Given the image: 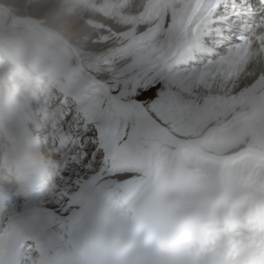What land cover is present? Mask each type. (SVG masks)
Instances as JSON below:
<instances>
[{"label": "snow or ice", "instance_id": "6c2138e0", "mask_svg": "<svg viewBox=\"0 0 264 264\" xmlns=\"http://www.w3.org/2000/svg\"><path fill=\"white\" fill-rule=\"evenodd\" d=\"M170 2L178 5L165 16L171 40H183L192 33L202 37L210 48L217 52L226 49L233 57L250 46L252 38L264 42V0ZM194 63L195 60L187 59L169 68L133 65L115 77L105 74L103 88L91 95L79 100L57 99V123L62 133L57 158L64 164L60 177L61 185L66 187L63 192L57 187L59 195L46 203L45 228H55L73 214L83 174L115 162L120 146L135 137L146 118L167 107L180 86L181 70L187 72Z\"/></svg>", "mask_w": 264, "mask_h": 264}, {"label": "rangeland", "instance_id": "374dc122", "mask_svg": "<svg viewBox=\"0 0 264 264\" xmlns=\"http://www.w3.org/2000/svg\"><path fill=\"white\" fill-rule=\"evenodd\" d=\"M123 1L126 0H0V37L2 35H19V37L24 38L26 36L34 37L31 34H35L38 36L39 41L29 46H34L33 51H36L35 53L39 58L42 57V60L44 58V61L48 58L47 54L44 56V53L43 55L38 53L40 50L46 48L43 40H47L48 44L53 48L52 50L58 54H55V60H62L64 58L65 61L63 63L69 67L66 62L70 59L72 64L75 65L77 73L79 75L83 74L82 77L87 81L92 82L95 80L90 74L85 72V68L93 71L96 74L95 78L105 81V74L112 73L115 77L134 65L133 53L135 49L133 46H138L139 44L136 42L130 45L127 44L125 47L124 44L128 40H126L124 34L129 22L133 18H136L137 15H140L141 9L147 0H139L138 2L130 0L128 3H124ZM7 13L11 14V16L7 15ZM27 17L33 18L38 24H41V26L37 25L39 29L41 28V31L29 20H26ZM42 27L48 28L52 34L42 32L44 31ZM28 43L30 42L28 41ZM187 78L189 77H185V79ZM245 80L247 79L242 77L235 87L220 89L217 86L211 87L210 84L201 85L199 82L188 83L181 80L182 84L180 83L178 90L167 107L161 111H157L155 116H148L146 118L145 123L142 125L151 132L138 131L140 134H137L146 136L147 138L134 137L137 140L136 143L147 153L148 150L153 151L155 149L154 147H149V143L159 145V142H161V147L166 148L167 144L168 146L173 145L172 142L182 143V141L188 140V146H196L199 139L208 133V130H205L207 128L206 123H209L210 133L215 132L214 129L219 128L221 124V122H216L214 123V127H211L215 121H209L207 118L203 119L202 108L206 107L209 109L214 105L216 109V103L223 101L219 96L225 95V98L229 97L236 88L248 83L249 80ZM185 83L191 84V88H188V91L181 89ZM21 91L25 90L19 86V92ZM197 102L200 104H197ZM175 104L189 106V112L174 106ZM199 123L203 124L198 125ZM236 123L237 142L249 143L245 139L242 140V137L244 134L251 136L252 131L248 128L244 130L239 121ZM138 129L142 128L139 127ZM168 132L171 133L169 134ZM254 137V143L258 144L259 135L256 137L255 134ZM248 139L252 138L249 137ZM230 144H232V141L225 143L223 147L231 148L232 145L230 146ZM132 147L133 142L130 141L124 143L123 146L121 145V149L119 150L120 152L137 155V153L133 152ZM180 149L184 152L186 151L185 146H181ZM161 158L163 157L159 156V161H161ZM129 160L134 161L139 159L117 155L116 162H119L116 163V168L118 169L114 172H106V169L111 165L110 162L99 170H96L109 177L106 183H101L102 176L98 177L95 175L96 171H94L91 174H86L87 179L85 180H88V182L83 185L86 186L90 183L93 174L95 175L96 186L110 184L111 176L120 171L124 167V162H130ZM141 160L146 161L147 164L150 162L142 158ZM132 164L135 166L133 162ZM135 167V170H131V172H138L142 169V166L139 164ZM117 178L119 180L122 179L120 176ZM105 186L104 188H106Z\"/></svg>", "mask_w": 264, "mask_h": 264}, {"label": "bare ground", "instance_id": "6f19581e", "mask_svg": "<svg viewBox=\"0 0 264 264\" xmlns=\"http://www.w3.org/2000/svg\"><path fill=\"white\" fill-rule=\"evenodd\" d=\"M136 1L138 2L139 0H136ZM173 7H178V5H175L174 3L170 2V0H147L146 5L144 7V11L141 14V18H139L138 16V18L137 17L133 18L129 22L126 28V32L124 34V37L126 38V40H129L131 36L139 34L140 32L144 30L150 29L152 31V34L146 41V44L143 46V49H137L133 53L135 66L139 67L141 65H154V66L159 65L157 62L158 57H156L158 50L164 45L167 47H175L178 45L179 40H171L169 38L168 30L165 25V16L172 10ZM157 10H160V12H158L157 16H155V12ZM14 47L15 46H12L8 51H12ZM38 53L40 54V52ZM41 55H43V53H41ZM44 56H46V53H44ZM35 58H39V57L36 56ZM58 60H61V59H58ZM257 60H256L257 64L254 61L253 63H251L252 61H250L246 65V68L244 72L242 73V77H245L247 80H249L247 84L257 82L259 81V79H261L262 82L260 83V87L263 88L264 87V54H260L259 59ZM42 61H44V58ZM37 62L40 63L41 61L38 60ZM56 71L67 72L68 66L62 61V63L56 68ZM181 73H182L181 77H190L183 70H181ZM225 76L226 75L223 73L221 77L225 79ZM204 81H207V80H204ZM69 84L65 85V86H68V89L70 90L69 94L76 93L79 86H77L75 83H72V82H70ZM188 88L189 89L191 88V84L185 83L181 89L184 91H188ZM20 93H21L20 95L19 93L17 95V98L19 100L29 101V99H26L25 91H21ZM93 93L94 92H92V94ZM222 97L226 99L225 95L220 97V99L223 100ZM261 101L263 103L258 105L256 109L260 112H263L264 111V97H262ZM27 104L29 105V102H27ZM197 104H200V103L197 102ZM263 116H264V112H263ZM132 162L135 164V166H137V164L142 166V169L139 170L138 172L137 171L131 172V170H135L136 168L132 164ZM123 165L124 167L120 171H118L116 174L111 176L110 184H106V186L103 184L105 187L115 185L117 184V182L127 183L129 182V180H133V179H138V178L144 179L146 168L144 167V163L141 162V160L124 162ZM86 174H91V173L86 172L81 177V182L83 183H81L80 191L86 190L88 186H92V185H93L92 191H94L98 187L104 189V186L95 185V175H97L98 177L102 176L101 183H106V181L109 179V177H107L106 174H102L101 172L96 171L95 175L93 174L92 178L90 179V183L84 186L83 184L88 182V180L84 179V176H86ZM119 176L122 179L119 180V178H117ZM56 185L61 188V192L65 190L66 186L61 185L60 175L57 179ZM137 197H138V193L135 192L131 199H136ZM99 198H100V194L97 195V197L93 198L91 200V203L93 204L97 202ZM83 209H84V204H82V201H81L79 204H77V207L74 210L73 214L69 216V220H67L69 224L66 226L64 233L61 235L64 237L59 242V245L61 246L66 245L67 247L71 248L74 244L84 245L89 240L88 236L90 234H88V231L92 229L93 227H95V224L91 219H88L84 223H82L78 229L72 225L73 223H77V225L80 223L78 215L82 212ZM105 214H108V212L105 211ZM102 223L106 224V222L104 221H101V224ZM118 223L123 225V222L121 220Z\"/></svg>", "mask_w": 264, "mask_h": 264}, {"label": "clouds", "instance_id": "9594fccd", "mask_svg": "<svg viewBox=\"0 0 264 264\" xmlns=\"http://www.w3.org/2000/svg\"><path fill=\"white\" fill-rule=\"evenodd\" d=\"M151 204L145 201L140 215L149 218ZM146 252L137 233L115 221L100 224L83 246L57 252L49 264H144Z\"/></svg>", "mask_w": 264, "mask_h": 264}]
</instances>
